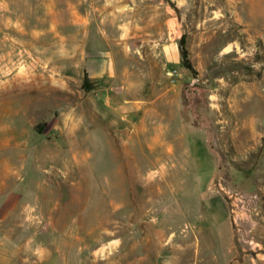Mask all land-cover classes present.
<instances>
[{"label": "rangeland", "instance_id": "obj_1", "mask_svg": "<svg viewBox=\"0 0 264 264\" xmlns=\"http://www.w3.org/2000/svg\"><path fill=\"white\" fill-rule=\"evenodd\" d=\"M0 264H264V0H0Z\"/></svg>", "mask_w": 264, "mask_h": 264}, {"label": "trees", "instance_id": "obj_2", "mask_svg": "<svg viewBox=\"0 0 264 264\" xmlns=\"http://www.w3.org/2000/svg\"><path fill=\"white\" fill-rule=\"evenodd\" d=\"M188 51L184 50V56L187 57Z\"/></svg>", "mask_w": 264, "mask_h": 264}, {"label": "bare ground", "instance_id": "obj_3", "mask_svg": "<svg viewBox=\"0 0 264 264\" xmlns=\"http://www.w3.org/2000/svg\"><path fill=\"white\" fill-rule=\"evenodd\" d=\"M151 175V174H150Z\"/></svg>", "mask_w": 264, "mask_h": 264}]
</instances>
